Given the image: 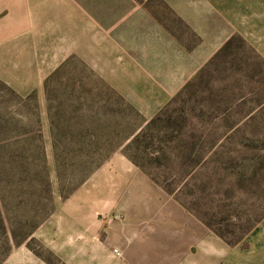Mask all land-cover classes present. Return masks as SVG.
<instances>
[{
	"label": "rangeland",
	"instance_id": "rangeland-1",
	"mask_svg": "<svg viewBox=\"0 0 264 264\" xmlns=\"http://www.w3.org/2000/svg\"><path fill=\"white\" fill-rule=\"evenodd\" d=\"M116 9L129 55L100 57L106 79L74 58L44 101L0 80V264L25 245L52 264L76 261L74 247L59 255L39 235L62 210L103 242L129 228L131 242L112 246L124 263L129 254L131 264H264V58L235 35L229 51L162 104L152 99L178 88L174 57H188L176 54L180 46L192 50L202 38L166 0ZM83 77L92 91L80 96ZM103 80L127 88L133 104ZM157 114L128 150L140 166L125 148Z\"/></svg>",
	"mask_w": 264,
	"mask_h": 264
},
{
	"label": "crops",
	"instance_id": "crops-1",
	"mask_svg": "<svg viewBox=\"0 0 264 264\" xmlns=\"http://www.w3.org/2000/svg\"><path fill=\"white\" fill-rule=\"evenodd\" d=\"M166 2L202 40L192 50H184L182 46L177 53L175 50L176 54L188 55L187 58L174 57L173 69L177 73L173 76L172 85L178 88L170 93L161 88L153 101L162 104L170 101L235 33L241 34L264 58V0ZM89 5H93L92 11L86 8ZM127 5L131 6L132 0H89V3L85 0H0V80L20 95L35 91L40 95V100L44 101L46 79L63 64L67 63L68 68L74 58L91 64L94 73L106 79L99 71L101 67L97 65L100 57L103 55L104 58L111 59V54L114 53L116 60H121V55H129L126 43L118 39L120 31L116 12V7ZM219 19L227 24V28L219 23ZM160 29L161 26H158V30ZM162 29L164 30L163 27ZM176 44L175 39H170V46L175 47ZM85 68L89 69V66L77 69ZM102 82L107 86L111 85L126 101L132 103L127 88L121 91L110 81H107L109 85L104 80ZM148 111V114L152 112L150 109ZM115 178L121 188L123 181L120 178H125V175ZM71 213V210H62L40 228L39 235L52 250L62 255L63 245L65 248L74 247L76 261L61 256L70 264L124 263L117 258L112 246L116 241L124 245L131 242L129 228L126 227L119 234L115 233L110 240L115 243L103 242L93 231L90 232L89 225L83 220L74 221L76 216ZM65 217L72 221L63 222ZM92 226L95 228L96 225ZM126 257L131 264L130 255L127 254ZM3 264L52 263L25 245L16 249Z\"/></svg>",
	"mask_w": 264,
	"mask_h": 264
},
{
	"label": "trees",
	"instance_id": "trees-1",
	"mask_svg": "<svg viewBox=\"0 0 264 264\" xmlns=\"http://www.w3.org/2000/svg\"><path fill=\"white\" fill-rule=\"evenodd\" d=\"M235 35H237L238 37H240V38H242V40H244V41H246L245 39H244V37L241 35V34H239V33H235V34H233L226 42H225V44L222 46V48L216 53V55L218 56L219 54H222L223 52L225 53V51L227 52V51H229V49H231L232 48V46H233V44H234V36ZM214 58V57H213ZM211 59L210 60V62H208V64L209 63H211L214 59ZM67 64V63H66ZM66 64H63L61 67H59L57 70H55L47 79H46V81H45V89L48 91V85H49V82L53 79V78H55L63 69H66V67H67V65ZM207 64V65H208ZM207 65L204 67V68H206L207 67ZM204 68H202L200 71H202ZM80 71L81 70H84V69H79ZM198 75V74H197ZM195 78L196 77H194L193 79H191L190 81H188V83H186V85L178 92V94H180V93H182L187 87H189V85H191L193 82H194V80H195ZM81 81V86H80V88H82L81 89V92H80V96H83V94L82 93H84V92H91L92 91V88H88V89H86V88H84L83 86H84V77L82 78V79H80L79 80V82ZM105 85V84H104ZM115 94L114 92H112L111 91V93L110 94ZM117 93V92H116ZM97 94L98 95H103V94H107L106 93V91H104V90H100V91H98L97 92ZM31 96H33V93H31L30 95H29V97H31ZM115 96L118 98V99H121V100H123V101H126L120 94H115ZM175 97V96H174ZM174 97L172 98V99H174ZM171 99V100H172ZM170 100V101H171ZM127 102V101H126ZM169 103V102H168ZM167 103V104H168ZM159 113V112H158ZM160 117V114H157L156 116H154L134 137H133V139H132V141L130 142V144H128L127 146H126V148H125V152H126V154L128 155V156H130L131 158H132V160H134L138 165H140V163L138 162V160L136 159V157H135V155L134 154H132V153H129V149H132L133 148V146H136V144L140 141V139H141V137H143L144 135H145V133H147V130H148V128L150 127V125H151V123H153V122H155L156 121V119L157 118H159ZM92 132V131H91ZM90 132V134H92ZM39 152H42V151H39ZM59 152L57 153V158H58V162H61L60 160H59ZM141 166V165H140ZM88 174V173H87ZM87 174H85V177H87L88 175ZM58 176H59V180H60V182L61 183H63L64 181H65V178H66V174L65 173H63V171H61V168H60V166H59V164H58ZM85 177H83V178H81V180L83 181L84 180V178ZM155 179V178H154ZM78 186V185H77ZM74 189V188H73ZM72 189V190H73ZM62 193H63V190H62ZM71 193V191H69L67 194L65 193V195H64V197H67L69 194Z\"/></svg>",
	"mask_w": 264,
	"mask_h": 264
},
{
	"label": "built area",
	"instance_id": "built-area-1",
	"mask_svg": "<svg viewBox=\"0 0 264 264\" xmlns=\"http://www.w3.org/2000/svg\"><path fill=\"white\" fill-rule=\"evenodd\" d=\"M117 251V250H116Z\"/></svg>",
	"mask_w": 264,
	"mask_h": 264
}]
</instances>
